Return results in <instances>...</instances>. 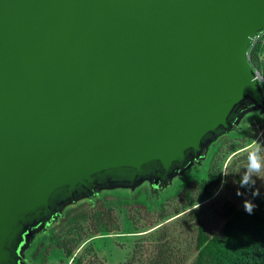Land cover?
<instances>
[{
	"label": "water",
	"instance_id": "1",
	"mask_svg": "<svg viewBox=\"0 0 264 264\" xmlns=\"http://www.w3.org/2000/svg\"><path fill=\"white\" fill-rule=\"evenodd\" d=\"M264 0H0V264L102 190L155 189L264 112Z\"/></svg>",
	"mask_w": 264,
	"mask_h": 264
},
{
	"label": "rangeland",
	"instance_id": "2",
	"mask_svg": "<svg viewBox=\"0 0 264 264\" xmlns=\"http://www.w3.org/2000/svg\"><path fill=\"white\" fill-rule=\"evenodd\" d=\"M258 40L264 58V31ZM263 127V113L249 112L239 128L209 146L200 164L163 189L145 181L134 189H106L67 205L57 219L33 233L24 264H195L199 227L211 237L221 235L226 202L245 210V201L254 203L249 186L264 194V179L242 183ZM218 171L221 186L204 197L201 182Z\"/></svg>",
	"mask_w": 264,
	"mask_h": 264
},
{
	"label": "trees",
	"instance_id": "3",
	"mask_svg": "<svg viewBox=\"0 0 264 264\" xmlns=\"http://www.w3.org/2000/svg\"><path fill=\"white\" fill-rule=\"evenodd\" d=\"M261 51V40L254 41L248 56L262 78L264 90V58H260ZM261 113L264 115V112ZM222 182L221 171L210 173L201 182L203 196L209 197ZM248 188L257 205L253 214L238 209L232 202H226L223 206L225 223L221 235L211 237L203 226L199 227L195 264H264V194L252 186ZM254 192H259V196H254Z\"/></svg>",
	"mask_w": 264,
	"mask_h": 264
},
{
	"label": "clouds",
	"instance_id": "4",
	"mask_svg": "<svg viewBox=\"0 0 264 264\" xmlns=\"http://www.w3.org/2000/svg\"><path fill=\"white\" fill-rule=\"evenodd\" d=\"M254 150L249 153L248 156V173L243 177L242 183L248 184L251 182L255 184L257 179H264V155L261 154L262 149L259 145H254ZM239 194V193H238ZM254 196H259V192H254ZM257 207L251 201H245L244 209L248 214H253L254 209Z\"/></svg>",
	"mask_w": 264,
	"mask_h": 264
},
{
	"label": "built area",
	"instance_id": "5",
	"mask_svg": "<svg viewBox=\"0 0 264 264\" xmlns=\"http://www.w3.org/2000/svg\"><path fill=\"white\" fill-rule=\"evenodd\" d=\"M257 37V36H256ZM256 37L254 38L253 42L255 41ZM260 81L262 80L260 74H258ZM254 144L259 145L260 147L264 146V127L258 128V135L256 136Z\"/></svg>",
	"mask_w": 264,
	"mask_h": 264
},
{
	"label": "flooded vegetation",
	"instance_id": "6",
	"mask_svg": "<svg viewBox=\"0 0 264 264\" xmlns=\"http://www.w3.org/2000/svg\"><path fill=\"white\" fill-rule=\"evenodd\" d=\"M52 222V221H51Z\"/></svg>",
	"mask_w": 264,
	"mask_h": 264
}]
</instances>
